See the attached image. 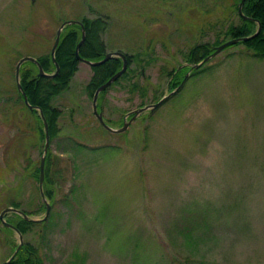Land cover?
I'll return each mask as SVG.
<instances>
[{
  "label": "rangeland",
  "instance_id": "obj_1",
  "mask_svg": "<svg viewBox=\"0 0 264 264\" xmlns=\"http://www.w3.org/2000/svg\"><path fill=\"white\" fill-rule=\"evenodd\" d=\"M236 3L0 0V91L12 92L20 58L51 51L63 22L102 18L104 55H139L97 100L105 122L120 128L129 112L171 92L169 71L189 66L183 55L192 45L222 40L223 30L238 24ZM206 66L150 115L111 133L85 92L93 67L78 62L69 88L53 101L61 113L49 150L62 178L53 202L46 199L47 219L20 232L21 246L31 243L41 264H264V60L236 46ZM33 121L21 103L1 101L0 212L15 200L29 218L41 219L38 182L21 175V157L16 169H3L18 155L17 143L32 161L41 158L28 130ZM69 137L88 149H70ZM95 146L105 152H91ZM11 230V244L0 233V263L17 247Z\"/></svg>",
  "mask_w": 264,
  "mask_h": 264
},
{
  "label": "trees",
  "instance_id": "obj_2",
  "mask_svg": "<svg viewBox=\"0 0 264 264\" xmlns=\"http://www.w3.org/2000/svg\"><path fill=\"white\" fill-rule=\"evenodd\" d=\"M236 3L235 11L238 17V24L233 25L230 24L227 26L226 30H223V39L220 40V35H217L214 43H197L192 45L188 51L183 55L184 61L189 66L180 65L175 69H172L171 72L169 71L168 74V83L167 89L173 91L178 88V91L175 95L179 92L181 93L184 90V86L187 83V80L190 79L194 80L197 77H202L204 74L207 73V66L205 64L202 65L199 69L193 70L191 69V65L197 64L202 61L205 57L209 56L213 49L227 41L235 40V39H242L252 36L258 29V25L260 26V30L257 36L248 40V41H240L236 44L227 47L233 48L236 46H242L245 53H247L251 59L256 61L264 60V0H245L242 6V13L247 18L243 20L237 13L238 5L240 4L241 0H234ZM83 25L85 31V39L81 47L79 48V56L83 59L97 62L103 59L104 57V44L101 41L100 34H102L106 30L107 23L102 18H96L93 20L83 18L80 22ZM81 39V27L79 25H71L64 28L61 33L59 44L56 48L54 54V60L58 65L59 71L57 75L51 79L38 77V68L35 64L26 62L20 68L19 73V83L21 85L22 91L25 94L28 103L31 106L40 109L42 114L44 115L47 125H48V133H49V140L51 141L52 138L56 135L57 132V120L60 116V110L53 106L54 99L63 94L69 88L70 81L73 78V75L76 72V64L78 61L75 58V49L77 44ZM222 41V42H220ZM224 49V50H226ZM223 50V51H224ZM19 57H21L19 55ZM126 61L128 63V68L130 64L136 60L139 55L127 56ZM38 65L42 68L44 73L46 74H53L55 72V65L52 61L50 52L44 54L39 57H35ZM212 60V59H211ZM207 64V63H206ZM122 67V61L117 58H112L106 63L91 68L92 70V77L85 86V92L88 97L92 99L94 92L104 83H106L112 76H114ZM181 67V68H180ZM129 71V70H128ZM188 74V76H187ZM141 75V73H140ZM127 74H123L116 82L120 81L121 78H125ZM187 76V77H186ZM184 81V82H183ZM183 82V83H182ZM14 86L12 88V92L4 90L0 91V103L2 101L3 105H7L8 103H14L19 105L22 104L23 109H27L24 104L23 97L21 93L17 90L16 83L14 80ZM112 84V85H113ZM111 85V86H112ZM105 91H103L104 93ZM103 93L100 94L103 95ZM160 100V99H159ZM158 101V99H157ZM98 103V108H99ZM28 113L32 115L34 118L33 126H31L28 130L31 132L34 131L35 133V140L38 149H42L44 146L45 134L43 129V123L41 117L39 115L38 110H29L27 109ZM151 112L148 113L150 115ZM146 115V116H148ZM101 126V125H100ZM102 127V126H101ZM104 129V128H103ZM23 130V129H22ZM21 131V130H20ZM26 130L23 131L25 133ZM22 133V134H23ZM29 136V135H28ZM70 144L72 143L73 146H69L72 150H81L82 148H87L84 145L78 143V141H74L72 138H68ZM18 144V143H17ZM16 144V145H17ZM15 145L14 153H18L13 156L14 160L9 163L7 159L5 167H3L6 171H13L16 169V165L13 164L17 157H21V161L18 163L23 165V169L21 175L26 174V176L34 179L38 182L39 176V163L40 158L38 161H32L28 155H26V151L20 149L18 146ZM103 146H95L93 148H89L91 152H105ZM76 155L72 153V156ZM75 161L73 160V163ZM56 155L51 153L48 149L45 155L44 161V180H43V193L45 199H48L49 202H53L54 195L56 193V189L58 187L57 181L59 182L62 178V173L60 170H57L55 173V166L57 164ZM75 188V186H73ZM37 194L39 193L38 186H36ZM40 194V193H39ZM40 197H42L40 195ZM42 200V199H41ZM51 204V203H49ZM41 207L46 208L44 201H41ZM9 206L20 209L21 202L11 200ZM51 206V205H50ZM23 213H25L28 217L30 213L26 212L23 209H20ZM14 218L6 220L8 223L12 224L15 228H17L22 234L26 233L31 226L34 224H39V222H33L23 218L21 215L13 213ZM51 218V216H50ZM208 218V217H207ZM205 218H203L200 223L205 225ZM42 221L41 223H43ZM2 228L0 233L5 234L4 241L7 244H11L12 240L8 237L7 233H13L9 227ZM16 247V244L13 246ZM13 248V249H14ZM42 260L38 256L36 248L32 246L31 243L26 242L21 246V248L16 253L15 257L9 262V264H41Z\"/></svg>",
  "mask_w": 264,
  "mask_h": 264
},
{
  "label": "water",
  "instance_id": "obj_3",
  "mask_svg": "<svg viewBox=\"0 0 264 264\" xmlns=\"http://www.w3.org/2000/svg\"><path fill=\"white\" fill-rule=\"evenodd\" d=\"M244 1L245 0H241L240 4L238 5V9H237V13L238 15L243 19H247L243 13H242V6L244 4ZM71 25H79L81 27V39L79 41V43L77 44L76 46V49H75V58L78 62L80 63H84L90 67H96V66H99V65H102L104 63H106L107 61H109L110 59L112 58H117V59H120L122 61V67L121 69L114 75L112 76L106 83H104L103 85H101L93 94V97H92V104H91V107H92V113L93 115L95 116V118L98 120L99 124L105 129L107 130L108 132H111V133H121L123 132L128 124L133 121L140 113L142 112H145V111H149V112H152L154 111L155 109H158L159 107H161L166 101H168L172 96H174L176 94V92L178 91V88L169 92L168 95L166 96H163L159 101H157L156 103L154 104H151V105H148V106H144L142 108H139V109H135V110H132L131 112H129L128 114H130V118L128 121H125L123 122L122 126L120 128H112L111 126H109L105 120L103 119V115L101 113V111H98V107H97V100H98V97H99V94L103 91H105L107 88H109L114 82H116L126 71L127 69V61H126V57L121 54V53H108V54H105L103 59L100 60V61H97V62H92V61H89V60H86V59H83L79 56V48L81 47V45L83 44L84 42V39H85V31H84V28H83V25L80 23V22H75V21H66V22H63L59 29L57 30L56 32V35H55V39H54V44H53V47L50 51V55H51V58H52V61L55 65V72L53 74H46L44 73V71L42 70V68L38 65L36 59L32 58V57H23V58H20L18 60V62L16 63L15 65V70H14V78H15V83H16V87H17V90L21 93L22 97H23V101H24V104L25 106L27 107V109L29 110H38L39 111V115L41 117V120H42V123H43V129H44V134H45V140H44V146H43V154L40 158V163H39V176H38V189H39V193L40 195L42 196L43 198V201L45 203V214L44 216L41 218V219H32V218H29L25 213H23L20 209H17V208H14V207H11V206H8L6 208H4L1 212H0V222L5 226V227H9L11 229H13L16 234L18 235V244H17V247L15 248L14 252L9 256V258L7 260H5L4 262L0 263V264H9V262L15 257L18 249L21 247L22 243H23V239H22V234L20 233V231L15 228L12 224L8 223L5 221V215L8 213V212H13V213H16V214H19L21 215L23 218L27 219V220H30V221H42V220H46L47 217H48V214H49V211H50V204L48 203V201L45 199L44 197V193H43V180H44V161H45V155L50 147V140H49V133H48V125H47V121L44 117V115L42 114L41 110L40 109H37L36 107L34 106H31L28 101H27V98L25 96V94L23 93L22 91V88H21V85L19 83V73H20V68L21 66L26 63V62H30V63H33L37 66L38 68V74L37 76L38 77H44V78H53L57 75L58 71H59V68H58V65L56 64L55 60H54V54H55V51H56V48L59 44V41H60V36H61V33L62 31L64 30V28H66L67 26H71ZM259 30H260V26L258 25V29L257 31L250 37H247V38H242V39H235V40H230V41H227L217 47H215L213 49V52L205 57L202 61H200L199 63L197 64H194V65H191V69L193 70H197L199 69L202 65L208 63L211 59H213L214 57H216L218 54H220L224 49H226L227 47L229 46H232L234 44H236L237 42H240V41H248L252 38H254L255 36L258 35L259 33ZM181 68V67H180ZM188 76V74H187ZM186 76V77H187ZM184 82V81H183ZM182 82V83H183ZM127 114V115H128ZM126 115V116H127ZM125 116V117H126Z\"/></svg>",
  "mask_w": 264,
  "mask_h": 264
},
{
  "label": "flooded vegetation",
  "instance_id": "obj_4",
  "mask_svg": "<svg viewBox=\"0 0 264 264\" xmlns=\"http://www.w3.org/2000/svg\"><path fill=\"white\" fill-rule=\"evenodd\" d=\"M99 110L98 111H100V107L98 108ZM131 115H129L128 117H130ZM104 119V118H103Z\"/></svg>",
  "mask_w": 264,
  "mask_h": 264
},
{
  "label": "bare ground",
  "instance_id": "obj_5",
  "mask_svg": "<svg viewBox=\"0 0 264 264\" xmlns=\"http://www.w3.org/2000/svg\"><path fill=\"white\" fill-rule=\"evenodd\" d=\"M44 78V77H43Z\"/></svg>",
  "mask_w": 264,
  "mask_h": 264
}]
</instances>
